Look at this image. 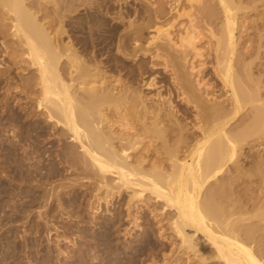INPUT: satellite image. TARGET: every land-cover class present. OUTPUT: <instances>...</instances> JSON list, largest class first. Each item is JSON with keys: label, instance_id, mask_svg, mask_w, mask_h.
Wrapping results in <instances>:
<instances>
[{"label": "bare ground", "instance_id": "bare-ground-1", "mask_svg": "<svg viewBox=\"0 0 264 264\" xmlns=\"http://www.w3.org/2000/svg\"><path fill=\"white\" fill-rule=\"evenodd\" d=\"M242 1L0 0V264H21L26 248L38 259L18 226L38 234L54 205L84 240L77 256L63 251L74 264H264V157L259 174L249 165L262 183L236 194L253 176L242 149L264 138V29H239ZM160 78L170 110L150 95ZM17 90L35 108L13 112ZM47 133L59 150L42 148ZM90 193L85 220L74 207ZM123 212L145 226L122 240Z\"/></svg>", "mask_w": 264, "mask_h": 264}, {"label": "rangeland", "instance_id": "rangeland-1", "mask_svg": "<svg viewBox=\"0 0 264 264\" xmlns=\"http://www.w3.org/2000/svg\"><path fill=\"white\" fill-rule=\"evenodd\" d=\"M169 1V0H168ZM238 1V0H237ZM242 1V0H241ZM244 1V2H243ZM242 2H243V4L245 3V5H250V8L248 9H245V11L243 10V11H239V13H238V24H239V29H241L242 27H245L246 28V26L247 25H249V26H247L248 28H251V29H254V28H252V27H250L252 24H256V23H258V24H256L255 26H256V28H263L264 29V22H262V21H264L263 20V18H264V13H263V15L260 13L261 11V9H262V5L261 4H263V2L264 1H262V0H256V4H257V7L254 9L253 8V10H252V7H254V5H255V3H254V1L253 2H247L248 0H243ZM262 1V2H261ZM131 3H132V1H131ZM250 3V4H249ZM133 4H135L134 6L135 7H137V8H140V10H141V5H140V3L139 2H133L131 5H133ZM116 6V7H115ZM252 6V7H251ZM114 8V9H113ZM125 9V7H122V6H120L119 4H116V5H114V6H111V11L114 13H112L111 12V14H113V15H115L117 12H118V10H120V9ZM122 9V10H123ZM186 9H187V11H189L190 10V7H187V8H185V11H186ZM247 10H249V11H247ZM133 10H131V12L129 13V15L127 14V13H125L124 15H126L127 16V19L128 18H131V14H133L134 15V13L132 12ZM241 12H244V13H241ZM250 12V13H249ZM261 14H259V13ZM259 15V16H258ZM125 16V17H126ZM140 16V15H139ZM261 16H263L262 17V20H260V17ZM132 17H134V16H132ZM141 19V16H140V18L138 17V20H140ZM260 22H262V24L260 23ZM242 25H246V26H242ZM261 25V26H260ZM254 26V27H255ZM258 26V27H257ZM244 29V28H243ZM263 29H261V30H263ZM208 30H206V34L207 35H205V37H204V40H203V42H202V44L203 45H201L202 46V49H204L205 50V48L207 47L208 49H209V46L211 45V42H213L214 41V39H211V37H210V33L209 32H207ZM239 32H237V36L239 35L238 34ZM151 35H155V32H152V33H150ZM210 39V40H209ZM257 42V40L254 38V39H252V41L251 42H249L248 44H245V46L246 45H249L250 46V44H251V46H252V43L255 45V46H257L258 45V42ZM206 44V46H204ZM245 46H244V48L242 47V48H239L240 49V51H241V49H245ZM206 48V49H207ZM263 49V48H262ZM264 50V49H263ZM205 51H207V50H205ZM209 53H210V51L208 50V55H209ZM210 58H211V55H210ZM262 59H264V58H262ZM262 59H261V61H262ZM260 60V59H259ZM259 60H255V62L256 61H259ZM209 61V60H208ZM9 63V62H8ZM209 63H212L213 64V62H209ZM10 65H12V63H9ZM264 68V67H263ZM255 69L256 68H254V74H256L257 76H259L260 75V71H258L257 69H256V71H255ZM18 70V69H17ZM34 70H32L30 73H32ZM17 73V74H16ZM262 74H263V76H264V71L263 72H261ZM10 76H13L14 77V81L15 82H20L21 81V79H19V78H21V76H19L18 75V72L16 71V68L14 67V68H12V70L10 71ZM151 79V77H149V79H147V80H150ZM160 82V84L162 85V86H160V87H158L156 90H153L151 93H150V95H152V96H154L155 97V95L157 96L158 95V93L160 92V93H162L161 94V97L162 98H157V99H160V101H164V99H165V101H164V104H166L165 106H166V108L167 109H169L170 110V104L168 103V99L169 98H166V97H168L169 96V92H168V89L170 88V84H169V81H166V83H165V80H163L162 78H160V79H158ZM168 80H169V78H168ZM14 81L12 82L13 84H15L14 83ZM17 82V83H18ZM168 82V83H167ZM213 82V80H210L209 81V83H212ZM16 85V84H15ZM221 85V84H220ZM219 85V87H218V89L219 88H221L222 86H220ZM169 86V87H168ZM19 89H25L23 86H21L20 84H19ZM15 91V90H14ZM18 91V90H17ZM16 91V93L15 92H13L14 93V97L13 98H10L11 100H10V108H11V106H12V110H13V112L15 111V112H17V111H19V108H20V106H22V105H32V108H35V107H33V106H35V103H29V100H28V97H27V95L25 94V93H20V91H18L17 92ZM165 97V98H164ZM16 98V99H15ZM20 99V100H19ZM24 99V100H23ZM28 100V102H26ZM16 102V103H15ZM167 102V103H166ZM20 103H22V104H20ZM28 103V104H27ZM34 104V105H33ZM175 104H177V102H175ZM13 106L15 107V108H13ZM178 106H176V108H177ZM15 109V110H14ZM34 111H35V109H33ZM7 112V113H6ZM5 112V114H4V118L5 117H8L9 116V111L7 110ZM181 112H178L177 114L179 115V118H181L182 119V116H183V114H180ZM40 121L42 122V124H44L45 122H43V120L42 119H40ZM194 122L192 121V124H193ZM191 125V124H190ZM196 125V127H197V125H199V124H195ZM243 126H241L239 129H241ZM46 129H48V133H49V130H51V128L49 127V128H46ZM46 134V135H48L47 136V139H45V141H43L42 143H43V146H42V148H44V149H47V148H50V146H52V144L53 143H56L55 144V146L54 147H52V149H55L56 148V150L58 149H60L61 148V144L60 143H58V142H55V141H51L50 140V138H52L53 136H51L50 138H48L49 137V134ZM257 136V135H256ZM256 136H254L255 138H256ZM253 137V136H252ZM251 137V139H249V144H247V145H245V149L243 148L242 149V151H243V156H244V158H250L251 160H249L245 165L246 166H248V167H246L245 166V171H247V172H249L250 170H251V168L253 169L252 170V172H254V174H257L256 173V170H257V172L259 171V169H260V167L261 166H259L258 167V169H257V167H255V161H257V159H261V160H263L262 158L264 157V149H262L261 147H264V138H263V141L261 140V139H258V138H252ZM49 139V140H48ZM254 140H256V141H254ZM259 140H261L263 143H262V145L259 147V145H260V143L258 144V141ZM260 142V141H259ZM258 144V145H257ZM57 145V146H56ZM246 146H248V147H246ZM58 147V148H57ZM249 147H251V148H249ZM253 147L255 148L254 150H253ZM249 149V150H248ZM250 149H251V151H250ZM259 149V150H258ZM262 149V150H261ZM246 151V152H245ZM261 151V152H260ZM253 152V153H252ZM254 152H256V153H254ZM245 154H246V156H245ZM247 155H249V156H247ZM255 155H257V156H255ZM263 155V156H262ZM243 156H241V157H243ZM252 157V158H251ZM255 157H257V158H255ZM254 158V159H253ZM254 161V162H253ZM262 166L263 167H261V168H264V162L262 161ZM253 166V167H251L250 168V166ZM250 168V169H249ZM255 170V171H254ZM260 170H262V169H260ZM263 171V173H264V170H262ZM262 171H260L261 173L260 174H262ZM246 174H248V173H245V175H243L242 177H241V179L242 180H246L247 182H245L244 184L242 183V182H244V181H241V183H242V185H240V186H244L243 188H242V190H241V187L239 186L238 187V182L236 183V185H237V187H238V189L241 191H238L237 192V190H235L234 192L236 193V194H243V193H245V192H249V191H247L246 189L248 188V186H247V183L248 184H251V181L253 182V183H255V182H257L258 184H261L262 183V178L263 177H261V176H259V177H257L258 175H253V174H251V171H250V174L249 175H253L252 177H247V175ZM258 174H259V172H258ZM74 175H76V174H73V176ZM264 175V174H263ZM254 176H255V178H254ZM261 178V179H260ZM240 179V180H241ZM253 179V180H252ZM256 181H255V180ZM258 179V180H257ZM240 180H239V182H240ZM251 180V181H250ZM261 180V181H260ZM255 181V182H254ZM88 182V181H87ZM89 183V182H88ZM88 183H84L85 185H87L88 186ZM252 183V186H254V184ZM257 183H255V186L257 185ZM50 184H47V186H49ZM245 186H246V189H245ZM259 186V185H258ZM258 186H256V187H253V190H256L257 188H258ZM255 188V189H254ZM236 189V188H235ZM243 190H245V192H242ZM94 193V192H93ZM93 193H90V195L88 196V198L87 199H89V203L87 202V200L85 201V206L87 205V207H86V209H78V206L77 205H75V207H74V210H78V214L79 215H82L83 217H84V219L85 220H88L89 219V213H91V205H90V202H94L95 203V198L94 197H92L91 195L93 194ZM235 194V195H236ZM239 194V195H240ZM225 195V194H224ZM91 197V198H90ZM226 197H227V194L225 195V197H223V199H226ZM93 200V201H92ZM114 201H115V203H116V200L114 199ZM261 204H263V201L261 202ZM261 204H259V205H261ZM88 205H90V206H88ZM103 206H105V205H103ZM90 207V208H89ZM106 207V206H105ZM105 207H103V208H105ZM56 210H58L57 209V207H56V205H54L53 206V208H52V211L50 212V213H52V215L51 214H49V215H51L52 217H47L48 219H49V222H48V224H46L45 222H44V220H42L41 221V224L43 225L44 223V225H43V227L44 228H42V229H40V231L38 232V234H36V230H34V228L31 226V224H32V220L33 219H35V212H34V216H32L31 217V223H29V224H27V225H25V224H20V226H18V229H19V232L21 233V234H26L27 235V237H28V239L31 237V240H36V243H37V246H38V244H39V250L41 251V253L39 254V257H38V259L36 260L35 258H30V256L29 255H31L32 256V254H30L31 252H30V250H28L27 248H26V250L27 251H24V252H22L21 253V256H19L20 258H22V262H21V264H46L45 263V261L47 260V259H44V258H48V256L49 255H52L51 254V252L53 253V255H52V261L53 262H51V264H56L57 263V261H58V259H62V261H64L65 263H67V264H74V263H76V261L72 258V257H70V258H66V257H64L63 255L65 254V253H67V251L68 252H72V253H70L71 254V256H77L78 255V251H79V247H81V246H83V244H84V240H82V239H80L79 237H77V235H78V233L75 231V230H67L66 228V225H69L70 223L72 224V225H74L75 224V222L74 223H72L71 222V219L70 218H68V217H66L67 216V214H65L64 212H62V211H59L60 213H58V215L56 214V216L55 217H53V213L55 212V209ZM75 208H77V209H75ZM107 208V207H106ZM110 210H114L113 209V207H110ZM123 210V209H122ZM85 211V212H84ZM86 211H88V212H86ZM104 211L106 212V209H104ZM120 211H121V209H120ZM123 211H125V210H123ZM62 212V213H61ZM82 212V213H81ZM124 213V214H123ZM123 213H121L120 215L121 216H123V218L122 219H120V222H117L118 224L119 223H122V222H124V223H122V224H119V227H120V229H119V232L121 233V234H123V235H121V239L123 238V236L125 237V232L128 230V229H131V231H132V233H134V234H139L140 232H141V230L143 229V227L145 226V222H143V221H141L140 222V224H139V227H134V226H132V224L131 223H129V222H127L126 220H124V218H125V216H126V214H125V212H123ZM64 214V215H63ZM140 214V213H139ZM63 215V216H62ZM100 216H102V217H100ZM98 218L99 219H102V218H105L106 216H103V215H100ZM60 218V219H59ZM124 220V221H123ZM73 221V220H72ZM69 222V223H68ZM121 225V226H120ZM30 226V227H29ZM169 226V225H168ZM65 227V228H64ZM166 227V226H165ZM32 230H31V229ZM55 228V229H54ZM57 228V229H56ZM128 228V229H127ZM47 229V230H46ZM28 230H30L29 232L30 233H28ZM62 230H64V231H62ZM65 230H67L66 232H65ZM25 231H27V232H25ZM34 231V232H33ZM33 233H35V234H33ZM65 233V234H64ZM69 233V234H68ZM33 234V235H32ZM41 234V235H40ZM3 235V234H2ZM1 235V236H2ZM39 235V236H38ZM65 235H67V236H65ZM39 237V238H38ZM19 238V237H18ZM16 239L19 243H22L23 241L19 238V239ZM68 238V239H67ZM69 241V242H67V240ZM123 239H126V237L125 238H123ZM122 239V240H123ZM39 240H40V242H39ZM42 242V243H41ZM50 244V245H49ZM78 245H80V246H78ZM50 249H52V250H50ZM68 249V250H67ZM50 250V251H49ZM56 250V251H55ZM59 250V253L57 252ZM60 250H61V252H60ZM65 250H67V251H65ZM63 251H65V253L63 252ZM55 252H56V254H55ZM63 252V253H62ZM43 253V254H42ZM47 253V254H46ZM58 253V254H57ZM160 253V254H159ZM158 253V258H157V256H156V259H158V260H160V261H162L161 260V255H162V253L161 252H159ZM24 254V255H23ZM29 254V255H28ZM49 254V255H48ZM55 255V256H54ZM62 255V256H61ZM47 256V257H46ZM59 256H61V257H59ZM56 258V260H55V258ZM163 257V256H162ZM66 259V260H65ZM163 259V258H162ZM39 261V262H38ZM44 261V262H43ZM148 262H150V260H148ZM59 263V262H58Z\"/></svg>", "mask_w": 264, "mask_h": 264}]
</instances>
